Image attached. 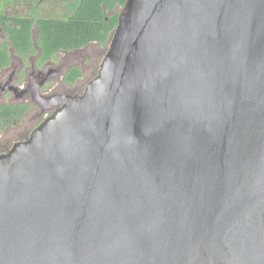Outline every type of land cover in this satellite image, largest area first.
Returning a JSON list of instances; mask_svg holds the SVG:
<instances>
[{
  "label": "water",
  "instance_id": "1",
  "mask_svg": "<svg viewBox=\"0 0 264 264\" xmlns=\"http://www.w3.org/2000/svg\"><path fill=\"white\" fill-rule=\"evenodd\" d=\"M0 155V264H264V0H126L97 76Z\"/></svg>",
  "mask_w": 264,
  "mask_h": 264
},
{
  "label": "flooded vegetation",
  "instance_id": "2",
  "mask_svg": "<svg viewBox=\"0 0 264 264\" xmlns=\"http://www.w3.org/2000/svg\"><path fill=\"white\" fill-rule=\"evenodd\" d=\"M8 8L9 0H1L0 155L10 151L16 143L27 140L64 104L45 106L36 97L76 96L85 92L87 85L83 87L79 83L85 67L92 61L89 48L101 46L98 42H92L74 51H57L49 57L37 43L38 29L35 25L32 26L30 40L19 37V25L14 21L19 18V12ZM28 10L41 9L32 7ZM32 13L30 11L27 15L31 16ZM8 29H12L13 33ZM78 72L80 75H77Z\"/></svg>",
  "mask_w": 264,
  "mask_h": 264
},
{
  "label": "trees",
  "instance_id": "3",
  "mask_svg": "<svg viewBox=\"0 0 264 264\" xmlns=\"http://www.w3.org/2000/svg\"><path fill=\"white\" fill-rule=\"evenodd\" d=\"M125 2L73 0L70 7L72 11L64 16L20 15L14 21L19 25V37L28 40L32 38V26L35 25L38 29V45L52 57L57 51H74L92 42L105 45L118 24L119 12ZM33 7L40 8L35 4ZM8 31L13 33L12 29Z\"/></svg>",
  "mask_w": 264,
  "mask_h": 264
},
{
  "label": "rangeland",
  "instance_id": "4",
  "mask_svg": "<svg viewBox=\"0 0 264 264\" xmlns=\"http://www.w3.org/2000/svg\"><path fill=\"white\" fill-rule=\"evenodd\" d=\"M73 0H9L8 10H17L19 15H27L30 11L34 15H44V16H64L70 13L71 4ZM15 3V4H13ZM37 5L41 10H28L33 6ZM32 13V14H33ZM109 46V43H108ZM108 46H94L90 47L89 50L92 51V61L89 65L85 67L83 72V77L80 81V85L86 86L88 82L97 76L98 69H100L101 63L105 57Z\"/></svg>",
  "mask_w": 264,
  "mask_h": 264
}]
</instances>
